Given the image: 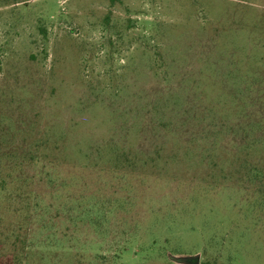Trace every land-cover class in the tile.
Here are the masks:
<instances>
[{
    "label": "rangeland",
    "instance_id": "rangeland-1",
    "mask_svg": "<svg viewBox=\"0 0 264 264\" xmlns=\"http://www.w3.org/2000/svg\"><path fill=\"white\" fill-rule=\"evenodd\" d=\"M264 264V0H0V264Z\"/></svg>",
    "mask_w": 264,
    "mask_h": 264
},
{
    "label": "water",
    "instance_id": "water-1",
    "mask_svg": "<svg viewBox=\"0 0 264 264\" xmlns=\"http://www.w3.org/2000/svg\"><path fill=\"white\" fill-rule=\"evenodd\" d=\"M167 258L174 264H199V255L174 256V255L168 254Z\"/></svg>",
    "mask_w": 264,
    "mask_h": 264
}]
</instances>
